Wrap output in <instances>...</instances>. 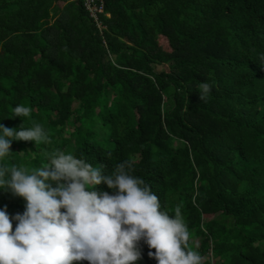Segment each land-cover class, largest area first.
<instances>
[{
    "label": "trees",
    "instance_id": "trees-1",
    "mask_svg": "<svg viewBox=\"0 0 264 264\" xmlns=\"http://www.w3.org/2000/svg\"><path fill=\"white\" fill-rule=\"evenodd\" d=\"M103 2L96 22L83 0H0V124L51 140L13 141L0 165L59 149L108 175L128 160L161 210L181 208L204 264H264V0ZM24 205L0 189L10 217Z\"/></svg>",
    "mask_w": 264,
    "mask_h": 264
},
{
    "label": "clouds",
    "instance_id": "clouds-1",
    "mask_svg": "<svg viewBox=\"0 0 264 264\" xmlns=\"http://www.w3.org/2000/svg\"><path fill=\"white\" fill-rule=\"evenodd\" d=\"M210 91V84H199V99ZM12 111L20 119L31 114L23 104ZM13 141L51 143L39 123L24 128L22 121L19 129L0 124V161L11 154ZM45 158L35 168L0 165V189L25 201L22 214L0 210V264H137L141 241L156 264H204L190 247L181 208L174 215L161 210L159 197L132 174L130 161L104 175L102 165L59 149ZM101 183L113 194L93 190Z\"/></svg>",
    "mask_w": 264,
    "mask_h": 264
},
{
    "label": "built area",
    "instance_id": "built-area-1",
    "mask_svg": "<svg viewBox=\"0 0 264 264\" xmlns=\"http://www.w3.org/2000/svg\"><path fill=\"white\" fill-rule=\"evenodd\" d=\"M83 4L94 21H98V14L103 12V0H83ZM99 26V24H98Z\"/></svg>",
    "mask_w": 264,
    "mask_h": 264
},
{
    "label": "rangeland",
    "instance_id": "rangeland-1",
    "mask_svg": "<svg viewBox=\"0 0 264 264\" xmlns=\"http://www.w3.org/2000/svg\"><path fill=\"white\" fill-rule=\"evenodd\" d=\"M158 43L163 50L169 51L168 43L164 37H162V36L158 37Z\"/></svg>",
    "mask_w": 264,
    "mask_h": 264
}]
</instances>
